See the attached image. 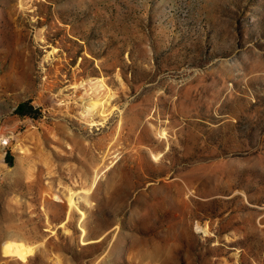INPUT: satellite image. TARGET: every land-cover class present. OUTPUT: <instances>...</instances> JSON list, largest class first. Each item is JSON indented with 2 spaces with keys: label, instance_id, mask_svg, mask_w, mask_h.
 Segmentation results:
<instances>
[{
  "label": "rangeland",
  "instance_id": "rangeland-1",
  "mask_svg": "<svg viewBox=\"0 0 264 264\" xmlns=\"http://www.w3.org/2000/svg\"><path fill=\"white\" fill-rule=\"evenodd\" d=\"M0 264H264V0H0Z\"/></svg>",
  "mask_w": 264,
  "mask_h": 264
},
{
  "label": "trees",
  "instance_id": "trees-1",
  "mask_svg": "<svg viewBox=\"0 0 264 264\" xmlns=\"http://www.w3.org/2000/svg\"><path fill=\"white\" fill-rule=\"evenodd\" d=\"M17 112L21 114H26L27 113L26 104L20 103L17 107Z\"/></svg>",
  "mask_w": 264,
  "mask_h": 264
}]
</instances>
